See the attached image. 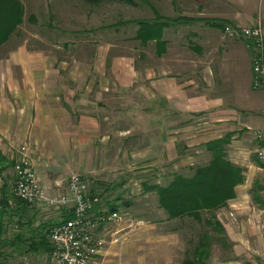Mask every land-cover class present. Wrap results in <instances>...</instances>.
Wrapping results in <instances>:
<instances>
[{
    "label": "crops",
    "instance_id": "0c3cea01",
    "mask_svg": "<svg viewBox=\"0 0 264 264\" xmlns=\"http://www.w3.org/2000/svg\"><path fill=\"white\" fill-rule=\"evenodd\" d=\"M158 1L154 7H166ZM170 8L167 16L178 17L161 30L166 50L157 52L162 42L154 40L152 64L133 67L136 79L129 82L127 68L114 83L112 67L95 65L99 76L89 79L90 71L82 75L78 64L67 69L68 63L57 68L60 78L53 79L46 54L25 48L3 53L0 47V264H41L43 257L47 264L49 230L66 219L65 208L29 204L16 196L13 163L23 144L51 194L66 193L70 175L78 172L91 192L100 193L99 212L113 205L125 210L131 203L119 195L121 200L107 198L95 190L101 187L97 184L104 187L140 167L154 170L162 165L161 157L190 176L209 163L207 143L228 137V156L245 168V180L228 202L234 216L223 227L233 247L239 246L232 223L252 199L246 170L263 168L250 153L262 145L255 132L264 129V90L253 86L250 41L226 36L224 25L261 23L264 29V0H179ZM134 83L139 94L151 92L150 111L137 101L132 107L139 110H129V103L113 100L114 84L123 98ZM253 184L262 187L259 181ZM127 216L143 224L130 226L124 220L109 227L107 244L91 264H183L184 241L166 225L169 218ZM235 258L223 264H242Z\"/></svg>",
    "mask_w": 264,
    "mask_h": 264
},
{
    "label": "rangeland",
    "instance_id": "374dc122",
    "mask_svg": "<svg viewBox=\"0 0 264 264\" xmlns=\"http://www.w3.org/2000/svg\"><path fill=\"white\" fill-rule=\"evenodd\" d=\"M19 1L21 2L22 21L0 46L3 53L8 49L25 48L28 52L39 51L43 55L46 54V56L50 57V65L54 71L53 79L60 78L57 75V68L63 63H68L69 67L67 69H72V65L78 64L82 75H86L88 74L87 71H90V75L88 74L89 79L96 74L97 77L99 76V73L93 70L95 65L107 66V69L112 67L111 76L113 82L117 83L120 81V73L126 68L128 69L126 80L129 82L133 80V77L136 79V72L134 73L133 67L142 68L145 63L152 64L153 55L156 53V51L154 53V40L158 44L162 42L161 46H157V52L161 53L166 50V42L161 37L149 40H143V37H139L137 33L139 24L135 21L159 22L166 18L174 21L178 16H167V14L173 13V11L170 12V7L173 5V8H175L179 0H161V5L166 6L163 9L154 7V0H135L136 4L133 5L117 0H104L97 3L86 0ZM156 1L157 3L159 2L158 0ZM87 63H91L92 67L90 68ZM136 86L137 83H134V88H130L132 90L123 91V96L125 97L121 98L120 88L114 84L112 88L113 100L119 103L121 101L129 103V110H139L132 107L134 101H137L139 107L140 105L148 107L146 109L150 111L151 92L143 94L145 95L143 96L137 92ZM127 122L130 123L132 121L129 120ZM97 147L100 150L99 144H97ZM27 152L30 155L29 146H27ZM250 154L253 157L258 156L256 149ZM161 158L162 165L154 170H150L149 167H140L134 172L130 170L117 176L115 182L110 183L107 181L106 183L110 184L104 186H108L105 191L103 184H97L96 186L101 187L95 190H103L102 193L109 199L117 195L121 199H127L131 203L127 207L132 206L131 208L134 211L127 207L124 210L122 206L118 205L117 210H121L123 213L134 217L143 216L148 220L153 218H157L160 221L169 220L170 218L164 209L160 213L154 210L155 207H161L156 190L149 187L152 185H165L172 181L177 174L185 175L187 172L180 171L177 166L169 167L170 165L167 163L169 162L168 157ZM246 175L248 182L252 183L250 189L252 199L246 202L248 207H245L243 212L238 214L236 220L232 223L239 231V246L234 248L228 236L219 230L218 226L212 227V225L206 223L205 219H210L212 214L203 211L201 219L185 217L175 221L170 219V222H166L167 226L170 228L174 227L179 231V237L184 241L185 257L187 254L191 256L194 247L199 243L200 237L209 233L211 236H217L218 239L209 241L210 254L206 262L223 264L236 257L235 259L241 260L242 264H264V167H253L250 170L247 168ZM254 181H259L262 187L254 188ZM128 183L130 184L128 185ZM40 184L44 186L41 182ZM45 189L49 196H57L51 194L46 187ZM121 199L116 197V201ZM221 208L222 211L218 209L214 215L224 225L223 223H228L231 220V216H234V213L231 212L229 214V203ZM151 209H153L154 214L149 211ZM50 244L52 247L51 241ZM238 251L240 254L237 255L236 252ZM45 259L46 257L38 259L39 263L41 261V264H44ZM35 263L32 262L31 264Z\"/></svg>",
    "mask_w": 264,
    "mask_h": 264
},
{
    "label": "built area",
    "instance_id": "2783aa9c",
    "mask_svg": "<svg viewBox=\"0 0 264 264\" xmlns=\"http://www.w3.org/2000/svg\"><path fill=\"white\" fill-rule=\"evenodd\" d=\"M224 33L229 37H240L250 41L254 51L253 85L264 89V29L261 23L238 25L227 23ZM256 138L264 143V129L255 132ZM259 159L264 161V145L257 147ZM14 170L16 195L30 204H43L55 209L69 207L73 216L61 220L49 230L52 248L47 264H91L107 244L109 227L128 220L130 225L143 224L142 219L127 216L120 210H100L101 195L91 192L86 180L73 172L69 177L66 193L49 196L47 190L39 182L32 159L27 152V145L20 147V157L16 159ZM103 231V232H102Z\"/></svg>",
    "mask_w": 264,
    "mask_h": 264
},
{
    "label": "trees",
    "instance_id": "16d2710c",
    "mask_svg": "<svg viewBox=\"0 0 264 264\" xmlns=\"http://www.w3.org/2000/svg\"><path fill=\"white\" fill-rule=\"evenodd\" d=\"M92 3L104 0H86ZM136 4L135 0H117ZM19 0H0V46L16 30L22 21V10ZM163 19V18H162ZM179 20V18H178ZM139 24L138 36L143 40L158 39L161 37V30L167 26L170 19L163 21L149 22L147 20L135 21ZM228 137H222L207 143V149L212 157L209 163L197 166L190 176L177 174L172 181L165 185H152L158 195L159 205L166 211L170 219H182L194 217L201 219L203 211L210 212L211 218L205 222L218 226L224 232L222 223L216 218L214 213L223 206H226L230 199L236 195V186L245 180V168L231 161L227 154L226 144ZM264 145V143H262ZM255 161L264 167V161L258 156ZM15 165V161L13 166ZM20 199V198H19ZM22 200V199H20ZM24 201V200H22ZM25 202V201H24ZM65 208L66 219L72 217V210ZM118 206L113 205L112 210H117ZM218 239L206 233L200 237L198 245L194 247L193 254L186 255L183 264H213L206 262L209 256V241Z\"/></svg>",
    "mask_w": 264,
    "mask_h": 264
}]
</instances>
